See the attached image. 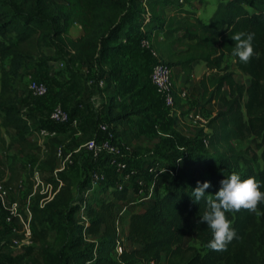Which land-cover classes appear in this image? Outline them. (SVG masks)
Wrapping results in <instances>:
<instances>
[{"label":"trees","instance_id":"1","mask_svg":"<svg viewBox=\"0 0 264 264\" xmlns=\"http://www.w3.org/2000/svg\"><path fill=\"white\" fill-rule=\"evenodd\" d=\"M160 10H171L188 18L176 25L171 17L163 19ZM75 26L81 28L80 36H72ZM142 30L146 35L154 34V40L161 37L159 47L151 45V48L172 69L180 68L186 83L196 64H204L212 71L211 76L201 78L202 92L194 110L203 111L208 120V132L203 128L200 135L212 152L191 148L140 157L145 158L146 165L159 164L148 176L146 185H154V198L146 209L130 215L127 230L123 227V216L117 211V201L129 198L127 186L120 189L104 185L100 191L109 198L94 204L88 193L91 178L76 188L70 175L59 172L57 178L48 181L56 193L53 199L41 207L43 195H37L31 209L33 241L39 245L40 256L33 259V264H264V231L260 228L264 227V204L258 206L259 213L243 208L228 213L239 238L233 239L224 250H213L208 246L211 231L206 223L200 222L205 201L195 202L191 197L197 181H210L211 187L206 191L215 194L220 181L232 172L239 173L242 179L252 176L264 181V0H220L207 20L180 7L176 0H0L1 142L9 151L18 147L19 154L30 149H48L50 156L46 162L55 173L59 167L58 150L64 140L59 135L39 145L32 137L41 128L61 134L64 126L50 121L34 130L40 121L22 109L16 86L24 79L23 71L38 59L56 60L46 51H56L59 46L68 50L71 62L103 71L110 56L124 47L122 38L140 35L136 43L141 44L146 37ZM238 31L256 34L254 55L247 63L232 55L235 42L231 35ZM227 57L234 59L238 70L250 78L249 84L236 81L234 73L224 64ZM152 58L155 64L156 59ZM149 83L140 91L147 90L149 95L155 92L161 97L150 78ZM174 98L175 107L185 114L175 91ZM213 103H220L222 108L210 109ZM155 104L164 121L168 115L164 100L161 103L154 99L151 106ZM146 110L110 113L107 125L114 140L121 137L124 145L132 147V135L123 137L111 125L131 116L153 122L152 117L144 115ZM5 136H10L9 141ZM248 138L257 139L255 147L259 155L250 147L236 148L235 141ZM108 164V159H103L101 171L109 169ZM29 177L26 175L25 182L33 188L34 182ZM22 181L23 174L14 159L6 164L0 158V183L12 186ZM261 190L264 191V184ZM192 239L204 245L205 252L190 246L188 241ZM258 240L261 244L256 248ZM118 244L123 246L122 253L116 251ZM0 264L19 262L0 254Z\"/></svg>","mask_w":264,"mask_h":264},{"label":"rangeland","instance_id":"2","mask_svg":"<svg viewBox=\"0 0 264 264\" xmlns=\"http://www.w3.org/2000/svg\"><path fill=\"white\" fill-rule=\"evenodd\" d=\"M55 1L61 2L62 0ZM219 1L220 0H183V2H181V0H176V3L185 9H188V7L191 8V11L195 12L204 20H207L215 11ZM160 12L163 19H169L171 17L176 25L182 24L181 22L185 19L181 15L171 16L174 15V13L169 10H160ZM81 34L82 30L79 26H75L72 29V36L77 37ZM46 54L49 57L56 58V60L46 62L39 61L38 59L36 64L23 71L24 79L21 82H17L16 84L21 94L22 109L33 115H36L40 121L39 125L34 126V130L36 131L45 123L50 122V114L52 110L59 104H61L63 108L73 116L76 114L77 109H79L78 104L75 103L81 101L84 106H87L84 100L80 98V89H82V91L88 89L86 95L92 94L91 89H97L95 83L99 82L102 76V73L99 69L96 70L95 68H91L87 65L71 62L68 50L63 46H59L56 51L54 49H48ZM224 64L227 66L230 72L234 73V78L236 81L245 84L250 83V78L238 70L234 59L227 57ZM202 73L203 70H200L199 75ZM197 75L198 74L196 73V76ZM114 79L116 80L117 77H114ZM34 80L42 81L47 84L49 92L45 97L38 98L32 94L29 86ZM119 88L120 87L117 88V91L120 90ZM103 91H98L102 100V104H100L99 108H97L100 113L96 118H90V120L95 119V128L100 127L102 124H107V119L103 114L101 115V108L107 105ZM137 92V96L132 94L123 101L125 107H129L132 110L137 108L132 105L133 102L130 104V102L133 100L136 103L135 105L140 106L142 104L141 100L147 95L145 93L146 91H140V88H137ZM201 92L202 89L197 91V88L195 87L193 90L186 93L185 98H187L189 101L188 103L186 102L184 105H181L183 106L182 111L185 112V114H182L180 117L176 115L172 117L167 116L163 121V116H161L157 111H145V115L152 117L153 122H148L140 116H135L132 118L129 124L133 128L135 127L139 141H142L141 138L144 137L142 141L144 144H139L142 149L141 151H136L133 153V155L126 157L129 163L132 161L136 164L140 162V164L135 166L137 169H139V174L131 177L129 181L125 179L127 174L126 172L114 173L111 171V169H106L105 172L101 171L102 161H97L91 155V153L86 150V148H83L84 144L88 141L87 138L79 140L77 143L69 142V137L72 135L71 132L68 133L70 130V125L63 127V131H65V135L63 136L65 137V140L64 145L62 146L64 157L62 159L59 158V167H61L63 164L65 165L64 173L66 175H70L73 178L76 188L86 179L94 178L96 175L101 173H105L107 175L106 181L100 182L95 186L97 191L94 189L92 192H90L89 200L94 204L101 199L109 198V195L103 194L100 191L101 187L104 185L108 184L110 187H118L119 185L123 184L124 186H127L129 188L128 200L125 202L117 201V211L124 218V227L125 223L127 224V221L133 212L146 209L154 198V190L151 191L150 187L148 186L143 188L144 192H140L141 187L139 186L138 181L143 180V178L147 179L146 176L142 174V171L146 170L147 166L143 161L145 158L140 157L152 155L156 152L168 155L172 151L191 148L199 151L212 152L211 149L205 145L203 141V135H200V130L203 128L199 123H195L194 120L189 119L188 116L189 113L194 112ZM189 93L191 95L190 97L188 96ZM225 94H228L227 90H225ZM150 96L163 103V98L159 97L155 92L154 95L151 92ZM135 97L137 100H135ZM211 107L209 108L220 109L222 108V105L220 103H216ZM201 114L204 116L203 111ZM157 122L160 123V128L158 129L159 131L154 128V125L159 124ZM143 127L147 128L148 131L142 132ZM204 132H208V129ZM5 138L7 141H9L10 136H5ZM32 138L37 142L38 138L36 134H34ZM256 140H254V138H248L245 141H235L234 144L238 150H245L246 148L250 147L252 152H256L259 155L260 152L255 147ZM115 142L119 146L124 145L123 140L120 138H116ZM69 155L70 158L66 162L64 158ZM49 156L50 153L48 149L45 148H41L39 150L30 149L24 154L18 153V147H14L9 151L7 150V145L3 144L0 140V158L6 164H10L14 159L15 163L17 164V169L23 174V181L21 183L10 186L12 188L11 199L13 201L21 203L23 207L28 204L29 197L32 193V188H30L28 183L25 182L26 175H29L32 181L39 179L44 183L58 177V174L53 173L46 162ZM146 160L148 159L146 158ZM258 165H262L261 159H259ZM89 187L90 186H88V188ZM36 197L37 195L34 196L30 201L32 206L36 203ZM260 228L264 231L263 226ZM17 229L18 228L16 225L8 224L6 222V214L2 209H0V254L12 256L19 262V264H33V259H40L39 245L33 241V243L30 245H26L21 248L15 247L13 240L21 238L16 232ZM53 236L54 234L51 233V237ZM188 244L190 246L196 247L201 252H205L204 245L195 239L189 240ZM260 244L261 241L258 240L256 248Z\"/></svg>","mask_w":264,"mask_h":264},{"label":"built area","instance_id":"3","mask_svg":"<svg viewBox=\"0 0 264 264\" xmlns=\"http://www.w3.org/2000/svg\"><path fill=\"white\" fill-rule=\"evenodd\" d=\"M183 2V0H181ZM143 45L150 49L152 56L156 59L155 64L153 65L150 81L151 84L156 88L157 93L163 98L165 107L168 111L167 116H178L180 117L181 111L175 107V98H174V85H173V69L166 64L163 60L159 58L157 53L151 48V43L148 40L142 41ZM30 90L35 97L43 98L48 92V86L45 82L34 80L30 84ZM189 119L194 120L195 123H199L202 128L207 130L206 125L208 120L200 113L191 112L188 114ZM49 120L55 124L61 126L67 125H77V121L71 118L70 113L63 108L61 104L57 105L51 112ZM156 130L160 128L159 125L155 126ZM101 135L94 138L88 139L84 144L83 148L91 153V155L97 160L102 161L103 159H108V168L111 169L114 173L126 172L125 179L130 180L131 177H134L139 174V169L132 166L126 159L127 156L133 155L134 151L130 146H119L115 140L114 136L107 124H102L99 128ZM159 131V130H158ZM36 136L38 138L37 142L42 144L46 139L54 138L59 136L57 131L51 130L48 128H41L37 131ZM205 144L207 142L205 141ZM58 157L63 158L62 147L58 150ZM70 158V155L67 156L65 161ZM156 165H147L146 170L142 171V174L146 176L147 179L139 180L138 184L141 187L140 192H144L145 187H147L148 176L154 172ZM65 165H61L55 171V174H58L61 171H64ZM107 180V175L101 173L96 175V177L91 178L90 187L88 188V193L92 192L95 189V186L100 182ZM32 188V193L29 197L28 204L23 207L21 203L13 201L12 197V188L6 183H0V209H2L6 214V222L8 224H14L18 228L16 230L17 234L20 235V239H14L13 244L17 248L24 247L33 243V227H32V203L31 199L36 195H43V198L40 201L41 207H43L47 202L53 199L56 194L54 187L50 182H41L39 179H35ZM62 186V183L60 184ZM124 185H119L120 189H123ZM150 190H154V185H148ZM153 188V189H152ZM117 253L123 252V246L118 244L116 248Z\"/></svg>","mask_w":264,"mask_h":264},{"label":"crops","instance_id":"4","mask_svg":"<svg viewBox=\"0 0 264 264\" xmlns=\"http://www.w3.org/2000/svg\"><path fill=\"white\" fill-rule=\"evenodd\" d=\"M188 10H191V8L188 7ZM176 15L179 14L174 13V15L171 16H176ZM181 16L185 18L181 22L183 23L188 17H185L184 15ZM144 34H145V30H142V35ZM139 38L140 35H136L132 38H128V37L122 38L121 41L124 47H122L118 52L110 56L108 60V64L104 66L103 71L100 70V72L102 73L101 80L95 83L96 88L99 90L91 89L92 94L86 95L88 89H85L83 91L82 89H80L81 90L80 98L84 100L87 106H84V104L81 101L75 103L78 104L79 106V109H77L76 114L74 115V119L77 121V125L76 126L70 125V130L68 131V133L71 132L72 135L69 137V142L77 143L79 140L86 138L87 139L94 138L96 136L101 135L99 131V127L98 128L94 127V125H96L95 119L90 120L91 117L96 118L100 113L97 108H99V105L102 104V100L101 97L99 96L98 91L100 90L103 91L105 89L103 92L105 94L107 105L101 108V115L103 114L105 118L108 119L110 113L118 115L127 111H132L131 108L125 107L123 101L132 94L137 95V88L142 89L146 85V82H148V84L150 85L149 78H150L151 69L154 65V59L151 56L150 50H148V48L144 46L143 43L141 44L136 43V41ZM154 38H155L154 34L146 35V37H144L143 40H148L151 43L152 48L157 49V47H159V41L161 40V37L158 38V41L154 40ZM95 69L98 70V68ZM149 70L150 72L147 73V71ZM200 70H203V73L201 75H199ZM196 73L198 74L197 76ZM204 75L211 76L212 71L207 69L204 64H196L190 81L186 83V77L185 74L182 72V70L180 68L173 69V81L175 86V92L179 97L180 105H184L186 102L188 103L189 100L185 98L186 93L190 92L195 87L197 88V91L201 89L200 82H201V78ZM114 77H117V79L115 80ZM118 87H120L119 88L120 90L117 91ZM146 94L148 93L146 92ZM188 96L189 97L191 96L190 93ZM135 100H137L136 97ZM153 102H154V98L148 94L144 98H142L141 100L142 104L140 106L135 105L136 103L134 102V100L131 101L130 104L137 107L134 110L147 108L146 110L147 112H153L156 111L158 108L156 104L151 106ZM213 104H211L209 107H211ZM182 109L183 108H181V110ZM133 117L135 116H131L128 120L112 124L111 126H115L118 132L120 131V134L122 136L124 135L123 137H125V134L130 137L132 135L133 137L132 149L134 152L136 151L139 152L142 150L140 145L144 144L142 143L144 137L141 138L142 141H139L135 127L133 128L129 124ZM106 121L108 123V120ZM143 131L146 132L148 130L147 128L143 127L142 132ZM128 133L131 134L129 135ZM59 135H60L59 136L60 139L65 140V137H63L65 135V131H63ZM119 138L123 140V138L121 137ZM131 163L134 166L140 164V162L136 164L133 161ZM128 224H129V219L127 221V224L125 223L124 226L125 230L128 229Z\"/></svg>","mask_w":264,"mask_h":264},{"label":"clouds","instance_id":"5","mask_svg":"<svg viewBox=\"0 0 264 264\" xmlns=\"http://www.w3.org/2000/svg\"><path fill=\"white\" fill-rule=\"evenodd\" d=\"M255 35V32L251 31L233 33L231 39L235 44L232 47V55L247 63L254 55ZM262 184L264 181H258L252 176L242 179L239 173L232 172L220 181L219 190L210 195L206 190L211 187V182L197 181L191 197L195 202L205 201L206 207L200 216V222L206 223L211 231L212 238L208 242L211 249L224 250L233 239L239 238L228 213L239 212L242 208L251 213L261 211L258 206L264 204Z\"/></svg>","mask_w":264,"mask_h":264}]
</instances>
